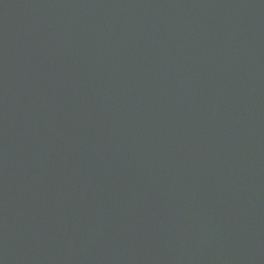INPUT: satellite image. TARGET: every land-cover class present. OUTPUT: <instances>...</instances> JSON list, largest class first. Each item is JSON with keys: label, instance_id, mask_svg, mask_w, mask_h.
Masks as SVG:
<instances>
[{"label": "water", "instance_id": "1", "mask_svg": "<svg viewBox=\"0 0 264 264\" xmlns=\"http://www.w3.org/2000/svg\"><path fill=\"white\" fill-rule=\"evenodd\" d=\"M0 264H264V0H0Z\"/></svg>", "mask_w": 264, "mask_h": 264}]
</instances>
